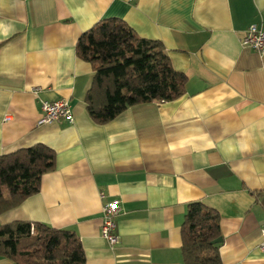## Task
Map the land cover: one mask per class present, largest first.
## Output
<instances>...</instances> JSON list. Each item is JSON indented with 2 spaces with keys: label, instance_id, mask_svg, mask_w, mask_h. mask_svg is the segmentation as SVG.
<instances>
[{
  "label": "crops",
  "instance_id": "obj_1",
  "mask_svg": "<svg viewBox=\"0 0 264 264\" xmlns=\"http://www.w3.org/2000/svg\"><path fill=\"white\" fill-rule=\"evenodd\" d=\"M106 18L161 40L186 93L96 122L85 100L95 69L77 44ZM252 24H264V0H0V155L56 151L40 191L0 226L74 230L86 264H184L181 226L200 201L220 213L223 264H264V54L242 44ZM62 98L74 122L38 124L43 101ZM113 200L111 245L101 229Z\"/></svg>",
  "mask_w": 264,
  "mask_h": 264
},
{
  "label": "trees",
  "instance_id": "obj_2",
  "mask_svg": "<svg viewBox=\"0 0 264 264\" xmlns=\"http://www.w3.org/2000/svg\"><path fill=\"white\" fill-rule=\"evenodd\" d=\"M81 58L95 76L86 95L90 116L103 124L132 105L171 101L186 93L187 76L176 70L161 40L140 36L126 21L106 18L78 40ZM56 151L37 143L0 155V213L40 191L55 167ZM221 216L200 201L188 204L181 226L184 264H223ZM0 255L17 264H86L77 232L43 222L13 221L0 226Z\"/></svg>",
  "mask_w": 264,
  "mask_h": 264
},
{
  "label": "built area",
  "instance_id": "obj_3",
  "mask_svg": "<svg viewBox=\"0 0 264 264\" xmlns=\"http://www.w3.org/2000/svg\"><path fill=\"white\" fill-rule=\"evenodd\" d=\"M242 44L250 47L260 54H264V24H252L245 36L242 38ZM42 114L38 124L48 122H61L67 120L74 122V115L67 99L46 100L42 103ZM104 194H102V197ZM120 201L113 200L106 202L103 206L102 236L108 240L111 245L119 242V236L115 233V217L120 211ZM260 247L264 250V229L262 230V241Z\"/></svg>",
  "mask_w": 264,
  "mask_h": 264
},
{
  "label": "water",
  "instance_id": "obj_4",
  "mask_svg": "<svg viewBox=\"0 0 264 264\" xmlns=\"http://www.w3.org/2000/svg\"><path fill=\"white\" fill-rule=\"evenodd\" d=\"M223 241V237L220 236L212 241V243H221Z\"/></svg>",
  "mask_w": 264,
  "mask_h": 264
}]
</instances>
